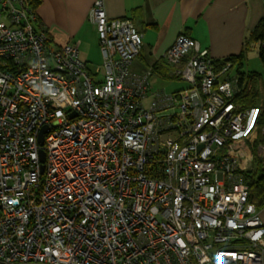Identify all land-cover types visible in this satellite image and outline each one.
<instances>
[{"label": "built area", "instance_id": "built-area-1", "mask_svg": "<svg viewBox=\"0 0 264 264\" xmlns=\"http://www.w3.org/2000/svg\"><path fill=\"white\" fill-rule=\"evenodd\" d=\"M89 20L100 83L29 0H0V264H264L245 178L264 172V100L184 34L165 59L188 88L148 100L133 21L103 0Z\"/></svg>", "mask_w": 264, "mask_h": 264}, {"label": "crops", "instance_id": "crops-1", "mask_svg": "<svg viewBox=\"0 0 264 264\" xmlns=\"http://www.w3.org/2000/svg\"><path fill=\"white\" fill-rule=\"evenodd\" d=\"M96 0H41L36 9L38 23L49 31L54 47L78 43L80 58L100 83L103 55L89 13ZM109 18L133 21L143 35L144 46L133 64V72L149 76L150 94L166 92L172 78L165 59L179 35L196 40L210 55L223 60L238 56L246 36L264 15V0H103ZM101 55V56H100ZM102 59V65L100 60ZM161 72H163L161 74ZM179 81V80H176ZM166 82V83H165ZM163 86L157 91L156 87ZM178 92V90L171 93ZM167 93V92H166ZM261 94V93H260ZM264 223V208L259 211Z\"/></svg>", "mask_w": 264, "mask_h": 264}, {"label": "trees", "instance_id": "trees-1", "mask_svg": "<svg viewBox=\"0 0 264 264\" xmlns=\"http://www.w3.org/2000/svg\"><path fill=\"white\" fill-rule=\"evenodd\" d=\"M31 8L36 13L37 7L41 4V0H29ZM37 15V14H36ZM38 17H37V24L39 26H42L40 23H38ZM49 34V31L46 30ZM50 35V34H49ZM185 35V34H184ZM51 36V35H50ZM187 36V35H186ZM52 39V37H51ZM258 46L259 51V58L264 64V15L258 22L257 26L252 30L245 38L243 50L238 56H230L223 60H216L217 64L220 66H224L227 62H230L233 64V75L240 77L243 79H248L249 81L251 79L257 80L258 74L256 73H244L242 71V68L244 67V61L247 58L248 53L251 51L252 46ZM237 67L236 73H234V68ZM163 72H161L162 74ZM251 97L249 99L248 105H256L258 103V99H260V92L257 91H250L249 92ZM251 99V100H250ZM253 102V103H252ZM258 122L260 125H264V112L261 113V115L258 118ZM245 178L247 180V183L250 187V196L249 201L253 203L257 210L260 211L264 208V172L261 170L260 166L257 165L255 167V170H250L245 173Z\"/></svg>", "mask_w": 264, "mask_h": 264}, {"label": "rangeland", "instance_id": "rangeland-1", "mask_svg": "<svg viewBox=\"0 0 264 264\" xmlns=\"http://www.w3.org/2000/svg\"><path fill=\"white\" fill-rule=\"evenodd\" d=\"M101 56V55H100ZM100 64L102 65V59L100 60ZM237 67L234 68V73H236ZM244 73H256L258 74L257 80L251 79L249 82L252 86L253 91L257 93L259 91L261 93L260 99H258V104L264 100V64L259 58L258 46H252L251 51L248 53L247 58L244 61V67L242 68ZM104 75V70L101 72ZM166 83V82H165ZM188 84L183 81H169L167 80L164 89L167 93H171L173 91H182L188 88ZM163 89V86L154 88L155 91ZM251 106V105H250Z\"/></svg>", "mask_w": 264, "mask_h": 264}, {"label": "water", "instance_id": "water-1", "mask_svg": "<svg viewBox=\"0 0 264 264\" xmlns=\"http://www.w3.org/2000/svg\"><path fill=\"white\" fill-rule=\"evenodd\" d=\"M46 131H47V129H44L41 136H40L39 142L41 145H43V143H44V134L46 133ZM40 160L42 162V165H44L45 160H46V154L43 150L40 152ZM42 171H44V166H42Z\"/></svg>", "mask_w": 264, "mask_h": 264}]
</instances>
